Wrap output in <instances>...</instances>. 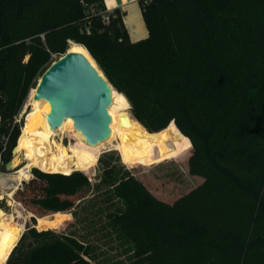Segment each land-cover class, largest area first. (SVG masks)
<instances>
[{
  "label": "trees",
  "instance_id": "trees-1",
  "mask_svg": "<svg viewBox=\"0 0 264 264\" xmlns=\"http://www.w3.org/2000/svg\"><path fill=\"white\" fill-rule=\"evenodd\" d=\"M140 5L149 36L131 42L120 10L101 20L103 0H0V163L16 146L14 115L36 57L64 54L74 40L124 95L113 93L122 108L128 101L149 133L168 130L171 158L185 165L192 145L189 173L203 182L163 202L103 155L96 184L79 171L34 170L20 193L38 216L72 210L74 197L93 188L116 206L97 231L128 264H264V0ZM95 251L75 235L30 226L0 264H94Z\"/></svg>",
  "mask_w": 264,
  "mask_h": 264
},
{
  "label": "rangeland",
  "instance_id": "rangeland-1",
  "mask_svg": "<svg viewBox=\"0 0 264 264\" xmlns=\"http://www.w3.org/2000/svg\"><path fill=\"white\" fill-rule=\"evenodd\" d=\"M101 20L104 23H107V21H104L103 19ZM144 25L146 27L145 21ZM102 31L103 29H101V32ZM148 36L149 32L147 37ZM96 42L98 47L104 46L106 44L105 35L102 34ZM71 45H78L86 50L94 65L100 71L102 78L107 82L108 86L110 87V94L113 99L112 105L108 108V112L111 116L110 136L105 141L100 142L99 146L96 149L93 150L87 144H85L81 137L77 135L76 131L74 130L71 124H67L61 131L56 132V134L53 136L56 142L73 148H82L90 150L97 157L96 163L91 171H74L84 173L92 182V184H96L101 176V166L99 160L102 158L103 155H107L109 158H111V164L118 163L120 166L127 169L131 174H133L136 179L142 182V184L155 198L167 203H173L179 197L187 194L195 187L199 186L203 182V178L191 175L189 173L188 168V159L192 154V145L191 150L186 158L185 165H183L179 161V159L171 158L177 148L165 155L150 156L142 159H130L124 156L123 152L119 150V142L115 133V128L120 123L129 121L130 119L137 121L131 113L130 104L127 101V107L122 108L119 105L118 101L114 99V92H116L117 94L122 93L110 84V82L102 72L100 66L98 65L94 57L90 54V52L87 50V48L83 44L77 43L74 40H69L66 46V52L71 47ZM62 55L63 54L51 53L49 51H46V54L42 53L41 55L36 57L35 65L39 68L35 72L33 79L31 80V83L27 89V92L22 101L20 102L17 111L14 115V122L17 123V125L19 126L18 138L25 129L27 115L33 107L31 104V95L33 94L35 87L37 86L36 84H38V81L43 72ZM120 116L123 117L120 118ZM179 136L185 137L180 132ZM18 138L16 141V145L18 142ZM159 160L163 161L157 162ZM10 161L11 164L13 162V165H11V168L9 170H6L5 166L3 167V162L0 163V177L18 171L26 163L23 160V156L19 154H11ZM34 170L43 172L38 168L32 169L28 180L23 181L15 190H13L12 194L11 190L5 189L0 186V211H2L3 213V218L6 222H10L14 226H18L21 228V233L17 239V242L20 239L22 233L28 227L35 226L37 228L38 219H41L38 216L40 215L39 210H37L36 207L32 206L31 204H29V202H27L29 201L27 199V196L21 195L20 193L24 189L25 185L33 179ZM70 173L71 172L59 174ZM74 200V208L68 212H59L56 214H48L41 216L44 218L55 215L56 224L49 229L55 230L56 232L72 234L83 241L92 242L96 246L95 255L97 259L94 264H128L126 255L121 253L119 249L115 248V245L112 242L108 241V237H103V235L97 231L99 229V218H103L106 212L115 210L116 206L114 204L110 205L104 203L100 192L98 193L94 191L93 188H88L82 191L81 193H78L74 197ZM25 201L27 203H25ZM57 214H59L60 217ZM74 215H76V218L74 217ZM32 217H35L34 222L31 221ZM11 250L8 252H2L0 250V255L4 254L5 256H7L4 258L6 260L8 259Z\"/></svg>",
  "mask_w": 264,
  "mask_h": 264
},
{
  "label": "bare ground",
  "instance_id": "bare-ground-1",
  "mask_svg": "<svg viewBox=\"0 0 264 264\" xmlns=\"http://www.w3.org/2000/svg\"><path fill=\"white\" fill-rule=\"evenodd\" d=\"M133 25L137 27H135L136 30L133 29V32L138 38L139 35L143 34V31L138 22L129 24V27L132 28ZM68 51L80 52L94 64L83 47L71 45ZM33 94L31 95L33 107L27 115L25 129L18 138L15 153V155H22L26 163L18 171L0 177V186L11 190V194L23 181L28 180L33 168H38L47 173H69L74 170L87 172L92 170L97 160V157L90 150L73 148L54 140L53 136L56 132L61 131L67 124L73 126V122L67 118L58 129L51 130L46 120V114L50 110L49 105L44 100L34 101ZM76 133L85 142L81 134L77 131ZM115 133L119 142V150L130 159L165 155L176 148L167 130L159 131L155 136H152L140 123L133 119L120 123L115 128ZM85 144L87 143L85 142ZM99 144L87 145L94 150ZM3 217V213L0 211V250L8 252L16 244L21 228L6 222ZM55 224V215L44 217L38 219L37 229H49Z\"/></svg>",
  "mask_w": 264,
  "mask_h": 264
},
{
  "label": "water",
  "instance_id": "water-1",
  "mask_svg": "<svg viewBox=\"0 0 264 264\" xmlns=\"http://www.w3.org/2000/svg\"><path fill=\"white\" fill-rule=\"evenodd\" d=\"M109 88L98 68L84 54L67 51L43 72L32 98L48 103L46 120L51 130L58 129L69 118L85 142L94 146L110 136L108 108L113 99ZM5 133V127H0V142L4 141ZM15 153L16 146L12 149V154ZM10 168L11 161L5 165L6 170Z\"/></svg>",
  "mask_w": 264,
  "mask_h": 264
},
{
  "label": "crops",
  "instance_id": "crops-1",
  "mask_svg": "<svg viewBox=\"0 0 264 264\" xmlns=\"http://www.w3.org/2000/svg\"><path fill=\"white\" fill-rule=\"evenodd\" d=\"M103 3L106 10H109L111 12L115 11L116 9L120 10V12L122 13V20L127 30L130 41L137 42L147 37L148 31L144 25V21L142 18L140 5L141 0H103ZM137 22L138 24H140L143 31V34L139 35L138 38L135 37L133 32V29L136 26L133 25L132 28L129 27V24H134Z\"/></svg>",
  "mask_w": 264,
  "mask_h": 264
},
{
  "label": "built area",
  "instance_id": "built-area-1",
  "mask_svg": "<svg viewBox=\"0 0 264 264\" xmlns=\"http://www.w3.org/2000/svg\"><path fill=\"white\" fill-rule=\"evenodd\" d=\"M152 0H141V2L143 3V4H146V3H150ZM110 13H112L111 11H109V10H104L102 13H101V19H103L104 21H109L110 20V17H109V15H110Z\"/></svg>",
  "mask_w": 264,
  "mask_h": 264
}]
</instances>
